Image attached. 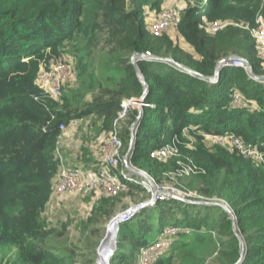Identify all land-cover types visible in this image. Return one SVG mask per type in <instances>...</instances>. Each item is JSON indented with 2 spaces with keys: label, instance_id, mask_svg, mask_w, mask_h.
I'll list each match as a JSON object with an SVG mask.
<instances>
[{
  "label": "trees",
  "instance_id": "trees-1",
  "mask_svg": "<svg viewBox=\"0 0 264 264\" xmlns=\"http://www.w3.org/2000/svg\"><path fill=\"white\" fill-rule=\"evenodd\" d=\"M182 1L187 6L175 37L153 35L145 21L147 12L160 13L167 0H0V264H98L96 252L77 253L67 245L70 225L55 228L46 210L60 166L61 125L88 120L96 141L116 129L125 157L139 108L130 105L120 119L123 104L144 94L133 53L172 58L206 77L215 74L219 61L236 55L264 76L250 32L259 17L264 19V0ZM203 16L232 25L207 33L200 29ZM65 55L72 57L75 81L55 99L37 79ZM137 65L150 90L130 163L161 185L168 180L179 191L229 204L245 240L240 264H264V160L207 139L234 134L256 146L264 159V83L240 67L223 69L212 84L165 62ZM236 93L251 103L235 106ZM165 145L172 156L151 158ZM125 183L124 190H135ZM123 191L96 201L81 224L86 233L99 232L96 222L107 224L119 215L115 207ZM139 192L147 196L143 188ZM154 209L156 214L147 209L120 226L112 264H140V250L153 243L155 231L159 236L170 225L192 233L174 237L155 264L240 260V241L220 207L169 200Z\"/></svg>",
  "mask_w": 264,
  "mask_h": 264
},
{
  "label": "built area",
  "instance_id": "built-area-1",
  "mask_svg": "<svg viewBox=\"0 0 264 264\" xmlns=\"http://www.w3.org/2000/svg\"><path fill=\"white\" fill-rule=\"evenodd\" d=\"M170 7V6H168ZM162 10L156 19L151 20V24L148 27L153 35L162 36L176 33L179 30V25L182 20V11L184 9L168 8ZM258 27L252 29L250 32L254 38L256 51L259 57L263 60L264 65V19L259 17ZM232 25L230 22H209L206 16L201 18L200 29L207 33L215 34L222 30L224 27ZM146 56L153 57L150 53ZM229 67H240L247 69L245 63L241 61L225 62L222 65V69ZM220 80V78H219ZM217 80V82L219 81ZM75 81V72L72 66V57L65 55L61 60L52 66L50 71L42 70L38 76L37 84L42 90L50 94L53 98H58L61 95L62 88L66 85L73 84ZM216 82V83H217ZM148 93L143 94L141 100L144 107L147 105L144 103ZM243 94H235V106L245 107L251 103L247 100ZM138 100L132 102H124L123 113L120 115V119L126 117V112L130 105L137 106L139 108ZM255 107L256 105L253 104ZM135 123L131 126L130 131L136 130ZM69 127L61 125L62 132H66ZM207 138V137H206ZM208 141L213 144H219L230 150H236L246 158H251L257 161H263V155L258 148L252 144L245 143L241 138L236 137L234 134L227 133L224 136H208ZM102 146L100 148V158L97 157V166L91 169H87L83 166H64L63 158L60 154L58 160L60 162L59 171L56 175V182L53 186L54 195L63 196L85 191V193L94 191L98 192L99 197H115L121 191L124 190L125 182L138 185L143 188L149 196L140 204L130 205L124 212L116 216L118 218V226L130 223L136 216L142 214L145 210L157 206L159 203L169 201V198L165 192H170L173 195H179L180 197L193 200H206L202 197L182 192L173 187H168L165 184L161 185L155 179H153L147 172H144L153 183L151 186L147 180L140 176L129 173L126 168L123 156V143L116 129L112 132L108 138L102 139ZM173 155V151L169 146L165 145L162 149L152 152L151 158L163 160L164 158ZM124 165L123 167L121 165ZM133 166V164H131ZM189 172V170H186ZM141 178V181L138 178ZM86 189V190H85ZM192 230L189 228H182L177 226H168L163 232L155 239V241L142 248L139 252L138 259L140 264H155V262L167 251L172 243L174 237L181 234L189 235ZM116 252V251H115ZM115 252L111 255L112 259ZM98 264H101L98 261Z\"/></svg>",
  "mask_w": 264,
  "mask_h": 264
},
{
  "label": "rangeland",
  "instance_id": "rangeland-1",
  "mask_svg": "<svg viewBox=\"0 0 264 264\" xmlns=\"http://www.w3.org/2000/svg\"><path fill=\"white\" fill-rule=\"evenodd\" d=\"M168 6H170V7H168ZM186 6H187L186 3L183 2L182 0H167V3L163 7V9H165L166 7L185 9ZM160 13L155 14L154 12H150V11L147 12L146 20H145L147 22V26L149 23L151 24V20L156 19ZM176 33L175 32L171 33V35L176 34ZM176 36H177V34H176ZM230 56H236V55H230ZM230 56H227V57H230ZM242 96L245 97L244 94ZM68 130L66 132H64L63 135L65 133H67ZM101 141L102 140L95 141V143H94L98 158H100V148L102 146ZM213 143H214V141L213 142L208 141V144L213 145ZM123 149H124V146H123ZM63 165L64 166H71V165H67L65 163L64 158H63ZM140 170L147 172L146 170H143V169H140ZM138 180L141 181V178L139 177ZM163 183L165 185H167L168 187H171V184H169L168 180H165ZM141 189H140V186H138V185H135V190H132V188L131 189L126 188L122 192L123 195L120 198H118V200H117L115 211L120 214V213L124 212L130 205L140 204V203L144 202L146 199H149V196L147 193H146L147 194V196H146L145 194L139 192V190H141ZM67 196H72L70 198L76 197L73 200H68L70 202V204H72V205L70 207L64 206L62 209L56 211L54 215H52V213L49 212L51 217H52V222H50V221L49 222L55 228H59V226H61V224H64V223L69 224L70 225L69 230L67 231V238H68L67 245L70 247L76 248V249L78 248L77 253H81L85 249L91 250V252L89 254H91L92 252H96V261H98V258H99L98 252H99L101 242L103 241V239L105 238V236L107 234V229H108L110 222L116 219V215L112 220L108 221L107 224H102L99 221L96 222L97 228L101 229L99 232L91 233L92 229H90L89 233H86V229H83L81 227V224H82V222H84L87 215L92 214V211H93L94 207L96 206V204H95L96 201L101 198V197L97 198V196H100V195L98 194V192L91 191V192L85 193V191L83 190L79 193L69 194ZM59 197L60 196L54 195L55 199L51 202V203H54L52 206H57V205L59 206L60 205L61 202L56 203L57 202L56 198H59ZM88 198H90L91 201ZM86 199H87V201H86ZM58 201H60V200H58ZM219 201H222V200H219ZM149 211L152 212L153 214L157 213L156 210L154 209V207L149 208ZM174 216H175V213H174ZM171 224H173V222ZM170 226H172V225H170ZM155 233H156V231L154 232L149 243L154 242L155 239L158 237ZM96 239H99V241L95 242ZM244 253H245V251H244ZM208 264H211V261H209Z\"/></svg>",
  "mask_w": 264,
  "mask_h": 264
},
{
  "label": "water",
  "instance_id": "water-1",
  "mask_svg": "<svg viewBox=\"0 0 264 264\" xmlns=\"http://www.w3.org/2000/svg\"><path fill=\"white\" fill-rule=\"evenodd\" d=\"M139 60H146V61H159V62H165V63H168V64H171L173 66H175L176 68L190 74V75H193L195 77H199L200 79L202 80H206V81H209L211 82L212 84H215L217 82V80H219V78L221 77V74H222V65L225 63V62H230V61H241L243 63L246 64L247 66V71L249 73V76L257 81V82H262L264 83V76H257L253 70V67L251 65V63L244 59V58H241V57H238V56H230V57H226L224 59H222L221 61L218 62L217 64V68H216V72L215 74L212 76V77H206V76H203L202 74L198 73V72H195L177 62H175L172 58H161V57H156V56H153V57H148L146 56L145 54H142V53H133L132 57H131V64L134 66L135 70H136V73H137V77L139 79V81L141 82V84L143 85L144 87V94L146 95L149 90H150V87H149V84L145 78V76L139 71L138 69V61ZM137 103L139 104V117L137 118L136 122H135V126L136 127L138 124H139V121L141 120V117L144 113V106H143V103H142V100L139 99L137 101ZM130 144H129V149L124 157V162H125V165H126V168L127 170L129 171V173L131 174H134V175H137V176H140L141 178H144L145 180H147L149 182V184L151 186H154L153 183L150 181L149 177L144 173L142 172L139 168L135 167L134 165L132 166L131 163H130V159L133 155V152L135 150V144H136V139L138 137V130H132L131 131V135H130ZM165 194L167 195V197L169 198V200H174L178 203H183V204H187V205H195V206H214V207H220L221 209H223L227 214H229L231 220H232V228H233V233L234 235L239 239L240 241V246H241V258L240 260L236 263V264H240L244 257H245V240L241 237V235L238 233L237 231V216L234 212V210L230 207L229 204H227L226 202L224 201H219V200H193V199H186V198H183V197H180L179 195H173L171 194L170 192H165ZM118 224V218L111 221L109 226H108V229H107V234L105 236V238L103 239V241L101 242V245H100V248H99V255H100V250L102 249L103 245L105 244L107 238H108V234L110 233V228L113 227V240H114V244L110 245L107 249V253H106V258H107V263L106 264H112L111 263V255L116 251L117 249V238H118V234H119V231H120V227L117 225Z\"/></svg>",
  "mask_w": 264,
  "mask_h": 264
},
{
  "label": "crops",
  "instance_id": "crops-1",
  "mask_svg": "<svg viewBox=\"0 0 264 264\" xmlns=\"http://www.w3.org/2000/svg\"><path fill=\"white\" fill-rule=\"evenodd\" d=\"M170 36H175L176 34H170ZM174 37V38H175ZM88 120H78L74 121L68 132L62 135L59 146H58V154L64 158L65 163L67 165L79 167L83 166L87 169L94 168L97 166V152L94 146L96 140H92V127H89ZM86 150L83 154L84 156H79L80 152ZM56 182V178L54 183ZM72 196L63 195L59 198H56L57 202H61L58 206H52L54 203H51L55 198L51 199L46 210V217L48 221L52 222V215L55 214L56 211L65 207H70L72 204L68 200H73L75 198H70ZM70 198V199H69ZM62 199V200H61ZM60 200V201H58ZM87 201V199H86ZM61 207V208H60ZM50 212V213H49ZM50 217V218H49Z\"/></svg>",
  "mask_w": 264,
  "mask_h": 264
},
{
  "label": "bare ground",
  "instance_id": "bare-ground-1",
  "mask_svg": "<svg viewBox=\"0 0 264 264\" xmlns=\"http://www.w3.org/2000/svg\"><path fill=\"white\" fill-rule=\"evenodd\" d=\"M114 244V240H113V227L110 228V233L108 234V238L105 242V244L103 245L102 249L100 250V255L98 258V261L101 264H106L107 263V258H106V253H107V248Z\"/></svg>",
  "mask_w": 264,
  "mask_h": 264
}]
</instances>
